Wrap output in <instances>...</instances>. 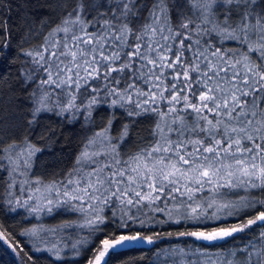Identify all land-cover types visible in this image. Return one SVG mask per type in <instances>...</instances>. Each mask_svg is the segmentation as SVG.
<instances>
[{"label":"snow or ice","instance_id":"1","mask_svg":"<svg viewBox=\"0 0 264 264\" xmlns=\"http://www.w3.org/2000/svg\"><path fill=\"white\" fill-rule=\"evenodd\" d=\"M26 2L24 64L15 79L0 72L14 106L11 117L0 113V207L79 214L89 235L149 214L215 221L177 233L221 249H196L191 264H264V0ZM0 9L2 17L11 5L0 0ZM10 19L0 18V64ZM52 118L91 135L70 169L45 179L37 159L61 132L48 125L33 134ZM229 218L237 222L221 226ZM236 239L245 242L225 248ZM138 241L155 242L139 231L105 236L88 264ZM87 242L71 246L75 255ZM35 250L63 259L55 244Z\"/></svg>","mask_w":264,"mask_h":264},{"label":"trees","instance_id":"2","mask_svg":"<svg viewBox=\"0 0 264 264\" xmlns=\"http://www.w3.org/2000/svg\"><path fill=\"white\" fill-rule=\"evenodd\" d=\"M11 5V12L3 15L0 18L11 19V38L7 49L8 55L6 60L0 64V72L7 70L8 75L13 79L18 77V69L24 64V57L19 49L29 47V44H24V17L32 9L28 7L26 0H6ZM35 2V0H33ZM40 4H49L54 6L55 0H38ZM3 9H0L2 12ZM47 18V17H46ZM55 19V17H53ZM41 38H30L31 45L39 44ZM10 95L8 94V86L0 85V99L3 103L0 104V113L11 117L14 106L9 105ZM106 115V113H105ZM15 121L9 120L8 123ZM22 123V121H21ZM51 125L58 127L61 132L59 140L51 145V151H45L37 159V171L45 179H53L61 176L64 171L70 169L76 155L80 152V146L86 135H91V132L86 127L77 124L75 126L65 127L52 118L44 121V124L34 133V137L38 136L43 131L44 127ZM143 127V125H141ZM23 127L21 132L25 131ZM41 143H43L41 141ZM44 170V171H43ZM73 218H67V221H72ZM142 220L143 226L140 224ZM164 218L161 216L153 217L149 215H141L135 222H129V228H121L119 222H109L103 231L89 235V231L82 235L80 240H87L81 249V253L76 257L61 255L63 259L57 260L56 256L49 251L38 252L37 247L48 249L42 245L36 246L33 237L21 235L25 228H30L31 218L24 210L18 212H9L4 207H0V232H3L5 238H0V264H88V261L96 254V250L101 247L100 240L105 236L115 234L119 236L121 233L135 234L141 232L142 235H151L154 237V243L148 244L146 241H138L119 246L111 251L105 257L106 264H191L197 259V255L193 252L196 249L209 253L219 252L220 248L215 245H206L205 242L197 241L192 237H179L177 233L196 231V230H211L217 226L215 221H185L180 223L172 221L161 222ZM235 218H229L220 222L221 226H231L236 223ZM256 226H253L255 228ZM245 237V233L239 234ZM64 241L71 242L66 236ZM244 239H236L229 243H225V248L234 247L235 245L243 244ZM224 243V242H222ZM177 249H183L184 254H177ZM32 259L29 260L28 257Z\"/></svg>","mask_w":264,"mask_h":264},{"label":"rangeland","instance_id":"3","mask_svg":"<svg viewBox=\"0 0 264 264\" xmlns=\"http://www.w3.org/2000/svg\"><path fill=\"white\" fill-rule=\"evenodd\" d=\"M44 171V170H43ZM37 175H40V172L37 171ZM29 215V214H28ZM31 218L30 227L38 226L42 229L41 236L42 239L33 237L36 246L42 245L46 248H51L53 244L57 245L60 250V254L68 255L69 257H76L74 250L72 249L73 244H78V241L89 229H81L78 224L81 222L79 214H71L63 210H53V213L47 214L42 213L36 217L29 215ZM67 218H73L72 221H76L72 227H64L63 225L67 221ZM66 236L71 241L70 243L63 240V237ZM84 247L78 245L79 252ZM79 256V255H78Z\"/></svg>","mask_w":264,"mask_h":264}]
</instances>
